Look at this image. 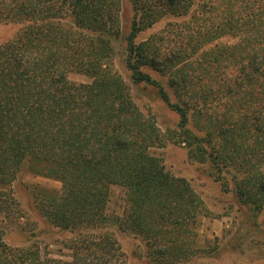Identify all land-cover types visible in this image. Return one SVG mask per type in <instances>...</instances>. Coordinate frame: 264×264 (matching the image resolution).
Instances as JSON below:
<instances>
[{"label":"trees","instance_id":"16d2710c","mask_svg":"<svg viewBox=\"0 0 264 264\" xmlns=\"http://www.w3.org/2000/svg\"><path fill=\"white\" fill-rule=\"evenodd\" d=\"M126 3L122 52L137 93L114 69ZM3 25L13 31L0 44V196L24 168L59 181V192L34 191L33 205L71 237L54 257L35 241L8 245L0 228V264H123L115 226L142 242L147 264H197L203 206L150 152L167 143L240 205L264 209V0H0ZM144 69L166 78L174 102ZM152 89L177 117L164 130L135 101ZM112 186L126 192L121 217L106 211Z\"/></svg>","mask_w":264,"mask_h":264},{"label":"rangeland","instance_id":"374dc122","mask_svg":"<svg viewBox=\"0 0 264 264\" xmlns=\"http://www.w3.org/2000/svg\"><path fill=\"white\" fill-rule=\"evenodd\" d=\"M133 11L126 3L121 11V24L126 31L115 43L114 69L132 88L130 74L124 66L122 49L125 48V37L129 31ZM166 19L159 21L152 28L142 31L137 41L160 30ZM13 27L0 26V44L12 35ZM235 40L222 37L219 45H230ZM151 79L161 83L169 93L170 101L174 102L172 89L167 86L166 78L149 69L143 70ZM68 79L76 84L90 83L84 75L71 73ZM155 90H144L135 96V101L144 114H153L161 130L177 122L174 113L168 111L166 105L156 96ZM150 152L161 157L167 171L175 177L185 179L194 194L200 199L203 212L197 218L196 246L201 250V258L197 264H264V209L253 212L240 205L233 193L224 190L218 180L210 176L206 164H201L189 158L184 145L167 143L162 148H152ZM59 181L42 175H37L24 168L12 184L11 193L0 196L3 209L0 212V228L5 231L4 241L14 247H24L34 241L40 249L58 257L62 250L61 241L69 239L71 234L58 231L41 218L33 205V192L36 190H53L59 192ZM12 198L9 201V198ZM126 207V192L119 186L109 189L107 214L110 217H121ZM5 216L8 218L6 219ZM114 235L125 254L123 264H147L144 257V246L134 235L112 227ZM62 250V251H61Z\"/></svg>","mask_w":264,"mask_h":264}]
</instances>
